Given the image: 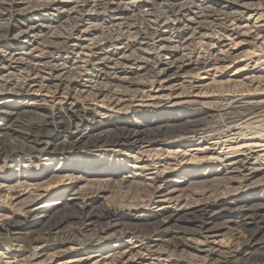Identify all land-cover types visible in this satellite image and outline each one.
<instances>
[{
  "label": "bare ground",
  "instance_id": "1",
  "mask_svg": "<svg viewBox=\"0 0 264 264\" xmlns=\"http://www.w3.org/2000/svg\"><path fill=\"white\" fill-rule=\"evenodd\" d=\"M261 35L264 0H0V163H14L7 182H17L16 189L68 176L82 184L47 193L37 207L27 205L41 194L25 202L11 195L9 206L19 209L0 226V264H169L163 247L176 261L185 260L178 252H194L188 264H263L264 187L190 210L166 207L176 198L170 194H184L181 187L239 191L258 175L250 155L211 173H166L178 163L160 171L165 148L177 144L211 140L228 146L229 155L239 136L248 141L243 132L255 131L250 142L264 137L263 99L220 97L213 108L161 109L172 91L193 88V76L248 59ZM229 38L249 48L225 52ZM208 43V55L198 52ZM44 92L54 101L37 98ZM110 111L118 114L107 117ZM122 155L136 165L128 168ZM126 169L132 175L123 177ZM109 187L126 191L125 204L130 192L136 200L116 207Z\"/></svg>",
  "mask_w": 264,
  "mask_h": 264
},
{
  "label": "rangeland",
  "instance_id": "2",
  "mask_svg": "<svg viewBox=\"0 0 264 264\" xmlns=\"http://www.w3.org/2000/svg\"><path fill=\"white\" fill-rule=\"evenodd\" d=\"M252 21L254 22V19ZM252 21H251V23H253ZM253 34H255V29L248 31V35H253ZM241 42L242 41L235 40L233 38L227 39L226 44L228 45V47L225 48L224 51L225 50L229 51L231 49L238 50L239 48H242V49L249 48V46L245 47V45H244L245 42H242V43ZM256 42H258L257 44L259 47H255V49L252 48V49L257 50V51H255L256 53H254L248 59L243 58L244 60L243 59L239 60L236 63H233V64L227 66L225 68V70L219 69V70H217V72L214 70V71L209 72V73L200 72L198 75L193 76V79H192V84H193L192 89L193 90L190 87H187V88H185L186 90H184L185 92L182 89L179 90L180 88L176 89V91L175 90L172 91L169 94V95L172 94L171 97H167L169 99H167V98L165 99L166 105L164 106V108L161 107L162 111L163 110L164 111L169 110L170 108H172V106L174 104L183 105L184 110H193V109L199 110V108H200V110L201 109L203 110L205 108H210V107L213 108L214 103H215V106H217V105L221 106L220 104H222V103H220V104L216 103V102H218V101H216V98L219 99L220 97L225 98V99H227L229 97L230 98L236 97L239 100H241L243 98H246V99L255 98V100H262V99L264 100V37H262V35H261L257 39ZM204 45L205 46L207 45V46L203 47V45L201 44V46H198L199 48L197 50L200 53L208 55L209 51H211V49L214 46H211L210 43L204 44ZM209 46H211V47H209ZM200 47H201V49H200ZM250 51H252V50H250ZM203 54H201V55H203ZM190 81L191 80H188L186 82V85L189 84L188 82H190ZM220 84L222 86H224V89L221 87ZM236 84L237 85L244 84L245 86L244 85H242V87L238 86V88L236 90L237 86H234ZM233 86L235 87V89L233 88ZM234 91H236V92H234ZM63 96L64 95H60V97L58 96V99L59 98L65 99V98H72L73 97L80 104L82 103V104H86L88 106H101V105H99L93 101H86L83 98H76L73 95L72 96H66V97L65 96L63 97ZM37 98L40 100H47V101H49V103L54 101V98H52V96L50 94H48L47 92L39 94L37 96ZM208 102H209V104H211V103L212 104L209 106ZM206 103H207V105H206ZM104 110H107V109L104 108ZM146 110L148 112L156 111V110H157V112L160 111L159 108L158 109H146ZM114 114L117 115L118 112L117 111H113V112L110 111L106 116L111 117ZM158 115H161V113H158ZM237 131H239V129L235 130L233 132L235 134L231 133V135L233 136L236 134H240L241 130L238 133H237ZM243 133L248 134V137L245 139L248 141H243L244 140L243 136H239V137H242V138H239L238 141L236 142L240 146V147L238 146L239 148L237 147L238 149L236 148L239 151L237 152V150L234 149L236 151V153H232L229 155H225V153H227L229 151L228 146H226L225 144L222 146L220 145L218 147L212 146L213 142L211 140L210 141H208V140H206V141L205 140L204 141L197 140L196 142L188 143L187 145H184L183 147H181V144H177L173 147L165 148V150H164L165 154L162 155L160 158V160L162 161V163L160 164V166H161L160 171H163L162 168L165 167V163L166 164H175V163L177 164L178 163L179 164L178 167L174 166V168L171 169L170 171L166 170V173H176L178 175H181V174H183V172H177V171L182 170V169L183 170L189 169V168H190L189 171H192V173L194 171H198L199 174L201 172L202 173H204V172H210L211 173L212 172L211 169H213V170L216 168L224 169V167H227L226 165L229 162H226V161L228 159L237 158V157L241 158V157H244V156L246 157V156L250 155V157L252 158V162H251L252 165H254L255 169L258 168V170H259L258 173H256L258 175L254 178V180L256 182L259 181L260 179L262 180V181L260 180L261 182H259L260 183L259 185L258 184L256 185L255 181L253 179H251L247 183H245L244 187H242L237 192H234V188H231V189L229 188L230 190H224L222 187L219 190H216L215 186L211 187V189H203V188L198 189L196 187H181V189H183V188L185 189L184 194H181L179 191H176L175 193L170 194L173 190L170 189L168 191L167 188H164L163 190H164L165 194H170V195H173V197H176V198H174L173 202L166 205V207H168L170 209L173 206L175 207V205H176V206H178L177 208L179 210H182V209L190 210V209H194V208L198 207L202 203L204 204L207 201H210V199H211V201L216 200V199L226 201L228 199L240 197L242 194H244L246 192H248V193H250L251 191L254 192V191L258 190L260 187H264V142H263L264 137H262L261 139H259V138L256 139V140H258L256 142H253V141L250 142L249 140H252V138L255 139L257 137V134H255V131H248V132H243ZM261 134L264 135L263 132ZM255 145H256V147H255ZM175 155H178L176 159H175ZM218 155H221L223 158L221 160L220 159H214V158L218 157ZM254 156H255V158H254ZM209 157H210V160H209ZM256 158H257V160H254ZM121 159L127 160L126 162H127L128 168H131V166L136 165L135 161H132L131 158H129V157H126V159H125V157L123 156ZM144 161H145V159H144ZM139 162H142V161H139ZM208 163L209 164L211 163L212 165H210L208 167ZM22 164L23 163H21V165ZM9 165H14V163H9ZM9 165L6 167V165L4 163H2V165L0 163V168H1L0 169L1 170L0 175L2 176L0 178V210L3 211V212L2 211L0 212V215L3 213H5V215L7 214L6 216H3L0 219V226L2 227V229H5V226L7 225V223L10 222V220H12V218L18 214L17 210L19 208L18 207L17 208L12 207V206L10 207L8 202H7L11 199L9 197H11V195H13L14 193H19L21 200L23 202H25L28 199V196L30 194L33 196L41 194V196L39 198H37L32 203L27 205L30 207H37L42 202H44V200L46 199L45 196L47 195V193H55V192L57 193L60 191H64L67 186H69L70 188L73 189L74 187L78 188L82 185L78 182L69 180V177L67 176L63 179H60L61 181H58V182L56 181V182H53V183H50L47 185H44V184H46L45 182L47 180H42V181L28 183V187H19V188L13 189L12 186H14V185L16 186L17 182L16 183L7 182L8 178L10 177V174H11L9 171L10 169L8 168ZM17 165H20V164L18 163ZM199 165H200V167H198ZM23 166H25V165H23ZM260 167H261V169L262 168L263 169L261 170ZM18 168L19 167H14V170L18 171ZM152 168L153 167H151V169ZM43 171H45V169H43L42 172ZM186 171H188V170H186ZM32 172H33V174L37 173L36 169ZM32 172H30V174H32ZM150 172L151 171H148L147 173L149 174ZM185 173L186 172H184V174ZM120 174L123 177L124 176L126 177L129 174L132 175L131 173H128L127 169L125 171H121ZM61 176H66V175H61ZM182 178H185V176L182 175ZM35 184H37L38 186L41 185V187H38ZM208 186L210 187V184ZM232 186H235V188L236 187L239 188V183L235 182ZM94 188L96 189L97 186L95 185ZM109 188H111L113 190L110 191L111 189H108L109 191L107 193V198L109 199L110 204H112L116 207H121V208L124 207L125 208L128 204L133 203V201L136 200V199L132 198L133 193L130 192L129 193L130 199H128V201H126L127 203L125 204L124 203V200H125L124 197L127 194L126 191L125 190H123V192L119 191L117 187H115V188L109 187ZM1 190H3V192ZM178 190H180V189H178ZM33 191H36L35 194H32ZM113 191L115 194L112 193ZM9 192H10V196H8ZM74 193L75 192L69 191L67 196L69 194H74ZM179 196H181L182 198H181V200H179L177 202L176 199ZM142 199H144V198H142ZM142 199H140L138 201H141ZM186 200H187V203H189V206L187 204H185ZM5 208H6V210H5ZM222 222H223V219L218 220L217 223H214L213 225H219ZM221 234L229 237L226 231H223ZM220 239L221 238H219L217 241H219ZM211 240H215V239H211ZM236 241L234 243V244H236L235 249H241L242 248L241 246H242L244 240L238 238ZM239 243H240V245H239ZM8 244L9 245L11 244V246L13 245L11 238L8 240ZM24 250L26 252L31 251L29 248H26ZM169 250L170 249H168V248H164V247L161 248V251H163L162 253L163 254L166 253L165 256L163 257V259H166V263H169V264H188L186 262L188 260L186 257L190 253L194 254V252H192L191 250H188V252H186V253H180L181 252L180 251V252H178V255L181 254L180 256L184 257L185 260L179 259V261H176V259L179 257L173 256L172 255L173 253L171 251L169 252ZM170 253H171L172 257L168 256V255H170ZM184 255H186V256H184Z\"/></svg>",
  "mask_w": 264,
  "mask_h": 264
}]
</instances>
